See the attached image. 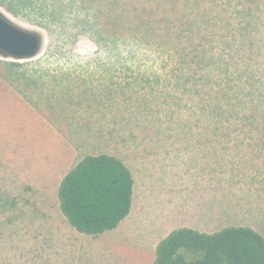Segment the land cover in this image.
<instances>
[{
  "label": "rangeland",
  "instance_id": "rangeland-1",
  "mask_svg": "<svg viewBox=\"0 0 264 264\" xmlns=\"http://www.w3.org/2000/svg\"><path fill=\"white\" fill-rule=\"evenodd\" d=\"M22 2L13 3L32 11L43 0ZM101 2L63 0L52 15L61 26L81 25L87 9L106 27L140 26L141 43L174 45L183 65L157 77L158 63L108 56L87 35L74 44L73 56H56L48 30L0 5L11 21L42 38L31 58L0 53V191L10 192L26 225L35 216L44 220L49 264H152L158 241L182 226L212 232L249 225L264 236V0ZM154 13L157 18L146 17ZM152 24L155 38L148 33ZM200 60L204 72L197 71ZM171 81L206 92V104L183 116ZM251 110L256 114L245 116ZM132 125L143 139L147 127L163 135L149 138L146 150ZM92 142L123 158L135 181L129 214L99 235L71 229L56 197L61 177L85 154L99 153Z\"/></svg>",
  "mask_w": 264,
  "mask_h": 264
},
{
  "label": "trees",
  "instance_id": "trees-1",
  "mask_svg": "<svg viewBox=\"0 0 264 264\" xmlns=\"http://www.w3.org/2000/svg\"><path fill=\"white\" fill-rule=\"evenodd\" d=\"M19 1L24 3L22 0ZM62 1L43 0L37 5L38 9L32 11L29 7L25 9L17 7L13 3L14 0L0 1V5L14 16L35 22L48 30L54 38V51L50 54L56 56L59 53L73 56L74 44L82 36L87 35L94 39L98 43L99 50L108 56L116 58L120 57V54H124L123 57L143 56L153 63H158L160 69L152 71L156 76L173 74L176 72L172 70L174 67L183 65L178 58H175L174 45L158 47L155 44H143L141 38H146L144 28L129 25L121 29L122 24L117 22L106 27L102 25V20L96 19L87 9H83L81 25L77 22L78 24L61 26L57 18L54 19L58 15L54 16L52 13L57 11L55 9ZM99 5H103L102 2ZM103 7L105 8L104 5ZM58 12L60 13V10ZM146 17L148 19L157 18L158 14L154 13L151 17L147 15ZM49 22H57L55 25H60L55 33L61 39H56L53 32L56 27L55 25L50 27ZM157 32V27L152 24L148 30V33L152 34L150 38H155ZM195 64L199 65L197 71L206 70V60H200ZM146 65L147 68L152 69V64L146 63ZM169 84L173 88L177 101L184 103L179 112L183 116L190 114V108L194 106L200 108L202 104H206V92L198 91L206 87L205 76L197 78L198 90L196 88L193 90L180 89L174 81ZM250 106H246L248 110ZM251 111L245 116L251 118L256 114L254 110ZM240 113L241 111L238 119L242 115ZM240 120L246 121L245 118ZM120 127L127 129L126 126ZM133 128L135 131L130 128L129 130L139 136L141 144L145 147L149 143V138L156 142L159 141L158 136L163 135L152 127L150 129L147 127L144 137H148L143 139L141 132L139 134V129L137 131L135 127ZM91 145L100 147L99 153L85 154L61 177L56 197L58 210L71 229L80 234L99 235L114 230L129 214L132 208L135 181L126 161L124 162L121 160L123 158L114 153L106 152V143L102 145V143L92 142ZM1 191L0 264H49L50 253L42 244L45 240L42 239L44 238V220L35 216L30 224L26 225L24 216L14 209L16 203L11 202L10 192ZM27 229L34 231L35 235L31 236ZM47 242L50 246L48 238ZM20 243H23V246L20 247ZM17 245H19L18 248L15 247ZM73 264L76 262L74 261ZM86 264L92 263L87 262ZM152 264H264V236L249 225H223L212 232L200 231L188 226L176 227L158 241Z\"/></svg>",
  "mask_w": 264,
  "mask_h": 264
},
{
  "label": "water",
  "instance_id": "water-1",
  "mask_svg": "<svg viewBox=\"0 0 264 264\" xmlns=\"http://www.w3.org/2000/svg\"><path fill=\"white\" fill-rule=\"evenodd\" d=\"M41 35L11 21L0 11V53L17 58H31L41 48Z\"/></svg>",
  "mask_w": 264,
  "mask_h": 264
}]
</instances>
